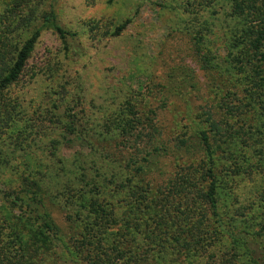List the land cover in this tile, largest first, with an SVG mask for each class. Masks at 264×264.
Masks as SVG:
<instances>
[{
	"label": "trees",
	"instance_id": "trees-1",
	"mask_svg": "<svg viewBox=\"0 0 264 264\" xmlns=\"http://www.w3.org/2000/svg\"><path fill=\"white\" fill-rule=\"evenodd\" d=\"M55 4L0 0V264H264V0H175L185 62L155 96L100 102L69 42L128 19L70 31ZM174 100L184 124L168 128Z\"/></svg>",
	"mask_w": 264,
	"mask_h": 264
},
{
	"label": "rangeland",
	"instance_id": "rangeland-1",
	"mask_svg": "<svg viewBox=\"0 0 264 264\" xmlns=\"http://www.w3.org/2000/svg\"><path fill=\"white\" fill-rule=\"evenodd\" d=\"M174 2L175 0H56L55 11L61 26L66 30L79 31L78 25L92 21L102 30L108 27L112 31L113 27L128 19L127 26L117 39L97 38L91 41L81 38L69 42L70 47L74 48L71 49L74 62H70L69 74L72 73V66L76 73L83 74L80 82L90 96L96 97V102L102 100L101 96H109L118 101L124 96L144 93L146 90L152 96L157 95L155 88L159 89L157 84L162 79L164 70L184 61L182 52L185 42L176 32L181 19L176 15L169 20ZM102 30L97 33L102 34ZM42 47L52 50L49 58H52L53 52L56 54L61 49L49 33L44 35ZM58 57L61 59V54ZM178 101L174 100L160 110L163 125L168 128L184 124V115L180 111L185 112L186 104L183 100ZM195 104L189 105L193 107ZM152 105L155 106L156 103ZM76 150V146H62L60 156L68 159ZM162 161L158 166L157 176L165 178L170 165L165 159ZM237 186L236 192L242 194L243 199L252 198L258 188L255 181L244 179ZM57 223L64 227L61 219H57Z\"/></svg>",
	"mask_w": 264,
	"mask_h": 264
}]
</instances>
